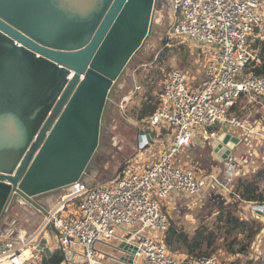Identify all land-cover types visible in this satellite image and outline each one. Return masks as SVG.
Returning a JSON list of instances; mask_svg holds the SVG:
<instances>
[{"label":"built area","instance_id":"2783aa9c","mask_svg":"<svg viewBox=\"0 0 264 264\" xmlns=\"http://www.w3.org/2000/svg\"><path fill=\"white\" fill-rule=\"evenodd\" d=\"M165 1L172 11L167 41L185 44L191 40L208 53L204 57V80L193 86L187 71L171 68L157 94L154 112L141 121L152 133L141 130L140 149L153 143L158 129L164 126L170 130L168 144L158 150L154 162L142 169L133 165V158L103 183L90 184L85 175L67 185L31 234L11 222L5 238L0 240V264L40 260L43 253L38 246L41 239L48 246L51 225L56 231L55 249L62 253L56 255L61 257L58 264H110L105 258H115L96 245L116 249L110 245L113 241L132 250L130 254L120 250L125 260L131 255L130 263L121 264H223L213 255L178 258L166 247L164 235L171 226L164 213L166 201L181 195L195 199L209 186H216L231 193L235 200L252 205V213L260 211L263 215L264 204L247 202L233 192L235 164L231 159L222 182L215 173L203 174L187 164H178L177 158L195 139L212 143L224 129L242 130L249 137L262 136L248 119L238 118L231 110L243 95L253 103L264 98V75L246 71L255 60L249 41L263 20L264 0ZM139 90L137 85L133 93ZM23 249L30 253L26 259H22Z\"/></svg>","mask_w":264,"mask_h":264},{"label":"water","instance_id":"95a60500","mask_svg":"<svg viewBox=\"0 0 264 264\" xmlns=\"http://www.w3.org/2000/svg\"><path fill=\"white\" fill-rule=\"evenodd\" d=\"M156 2L0 0V240L13 206L47 216L43 199L85 177L110 92L147 38ZM237 142L221 133L214 158L228 163ZM38 249L41 264L62 254L45 239Z\"/></svg>","mask_w":264,"mask_h":264},{"label":"rangeland","instance_id":"374dc122","mask_svg":"<svg viewBox=\"0 0 264 264\" xmlns=\"http://www.w3.org/2000/svg\"><path fill=\"white\" fill-rule=\"evenodd\" d=\"M171 24V8L165 0H157L150 32L147 38L142 47L133 56L123 75L117 80L110 92L109 102L101 125L99 146L86 172V181L88 183L100 184L107 181L114 177L130 159L135 158L133 162L135 167H140L142 164H150L156 159L158 150L163 143H151L146 146V149L139 148L138 137L140 131L146 130L151 132V128L148 124L141 122L142 120H137L136 113L142 104L147 102V99H151L152 104H157V94L164 80V75L171 68H179L178 61L182 57L180 55L181 52H175L174 49L182 44L174 40L167 41L166 39V32ZM256 39L264 41V16L261 25L255 30L249 43H252ZM185 45L188 46L190 52L194 54L192 62L186 66V70L192 77L193 86H197L204 80V57L206 58L208 53L194 41L187 40ZM165 48L171 50V57L167 64L166 61L159 63L157 59ZM199 53L201 55H199ZM256 53L257 51L253 50L255 59ZM196 56L197 58L195 59ZM249 69L250 68L247 67L246 71H250ZM156 70L159 73H156ZM250 72L254 74L252 70ZM143 80L145 84L142 83ZM146 83H148V85ZM137 85L141 87V90L134 94V87ZM126 98H129V101L127 100L128 102H125ZM245 149L239 148L236 153L239 154ZM256 151L261 153V151H264V147ZM213 153L212 147H202L200 144L193 141L192 146L179 155L177 163L180 165L187 164L195 171L203 174L209 175L215 173L218 175L219 180L224 182L223 168L224 166L226 167V162L217 161ZM250 163L253 164V167H256L254 173L246 174L242 176L241 179H253L256 173L263 167L261 165V159H250ZM236 166H238V164H236ZM238 178H240V176L234 177L231 183L232 190H234ZM258 180L260 181V190L264 196V177L258 178ZM231 188L229 187V189ZM61 192L62 191L52 193L43 200H50L52 197L51 201L55 198L57 199ZM175 201L176 204H174V206L164 204V213L167 214L169 225H173L186 233H191L194 229L203 224L211 226L215 218L227 210H232L237 215L245 212L249 217L252 213V205H246L250 206V208L248 207L246 210L238 208V203L233 202L232 194L216 186H209L206 192L195 199L193 197L181 195L178 196ZM24 208H26L27 211H25ZM28 211L35 212V209L22 202L21 204L13 206L9 213L16 212L27 216L28 219L33 218L35 213L33 215L27 213ZM38 216L37 220L42 221L44 216L42 214H38ZM248 221L254 222L251 234L249 231L236 230L234 236L231 237L229 241L224 240V238L217 241L215 245L216 250L212 255L216 256L223 264H264V233H262V225L264 223L256 222L251 218H249ZM233 238H235L233 249L235 251L238 249H245L244 254H238L233 257L226 253L227 245ZM54 244L55 234L51 233L48 246L52 252L56 251ZM100 248L107 249L104 245H101ZM173 253H175L178 258L188 257L181 252ZM42 257L43 256L40 257V260L30 258L23 264H41ZM229 257L232 259L230 260ZM108 263L117 264L112 261H108Z\"/></svg>","mask_w":264,"mask_h":264},{"label":"trees","instance_id":"16d2710c","mask_svg":"<svg viewBox=\"0 0 264 264\" xmlns=\"http://www.w3.org/2000/svg\"><path fill=\"white\" fill-rule=\"evenodd\" d=\"M249 47L251 50L257 51V53L256 59L247 65V67L250 68L249 70H252V72L256 75H264V41L256 39L252 43H249ZM174 51L181 52L180 55L182 57L178 61V67L187 71L186 66L192 62L194 54L190 52L189 47L185 44L175 48ZM170 52L171 50L165 48L161 52V55L158 57L157 61L159 63L166 61L167 64L171 57ZM199 55L201 54L199 53ZM196 58L197 56L195 59ZM155 72L159 73L157 70ZM167 73H164V79L166 78ZM142 83L145 84L144 80ZM146 84L148 85V83ZM155 108L156 104H152L151 99H147V102L143 103L136 113L137 120H142L150 116L154 112ZM263 177L264 167L258 171L251 180L241 179L240 177L236 181L233 192L237 193L241 199L247 202L264 204V196L260 190V181L258 180V178ZM253 226V221L243 220L234 211L227 210L224 213L218 215L211 226L205 224L200 225L191 233H186L183 230L177 229L171 225L164 235V243L170 251L181 252L187 255L189 258L209 257L216 250L215 245L218 240L224 238V240L229 241V239L234 236L236 230L249 231L251 234ZM234 244L235 238L230 240L227 245L226 253H228V255L245 253V249H238L235 251L233 249ZM60 261L61 257L59 256L53 257L50 260L51 264H58Z\"/></svg>","mask_w":264,"mask_h":264},{"label":"crops","instance_id":"0c3cea01","mask_svg":"<svg viewBox=\"0 0 264 264\" xmlns=\"http://www.w3.org/2000/svg\"><path fill=\"white\" fill-rule=\"evenodd\" d=\"M231 112L240 119H243V118L248 119L249 125L252 128H254L256 131H260V133L262 135L261 137H253V136L249 137V136H246L245 132L242 130H236L235 132H233V131L229 132V131H226L224 129V131H223V133H228V134H230V135H232L238 139V142L234 145V147L232 149V154H231L230 159L232 160L231 162L232 163L234 162V164H235V167L233 168L234 177H238V176L242 177L246 174L254 173V170L256 169V167H253V164L250 163V159H253V158H255L257 160L261 159V165L264 167V151L263 152L261 151V153L260 152L258 153V151H256V150H261L264 147V98L259 99L257 102L253 103L249 100V98L247 96L243 95L235 103ZM169 131L170 130L165 126L158 129V131L156 133L157 134L156 139H154L153 143L155 144V143L161 142L163 144H161L160 148L165 147L169 142V138H170ZM197 140L198 139H195L194 141L197 142L198 144H200V146H202V147L210 146L211 147L210 141L209 142H199ZM239 148H243V149L247 148L249 150L245 149V150H243V152L237 154L236 151ZM156 158H157V155H156ZM225 164H226V166L228 165L227 162ZM236 164H238V166H236ZM147 165H149V164H146V165L142 164L139 167V169H142V167L147 166ZM226 168L227 167L224 166L223 169L225 170ZM217 171H218V169H217ZM52 198H50V200L49 199L45 200V204H46L45 206L48 208L47 210H49L50 207L53 206V204L55 202L56 198L51 201ZM176 199H177V197L169 198L166 201L165 205L167 204L168 206L169 205L174 206V204H176V201H175ZM233 202L238 203L237 204L239 206L238 208H241L243 210H246V208H248V207L250 208V206H246V205H250V204L235 200L234 198H233ZM18 204H21V203H18ZM24 210L27 211L26 208H24ZM27 213H30L33 215L35 213V216L31 219H28V217L23 215V214L11 212L10 214L14 217L11 222L14 221L18 228L22 229L27 234H31L37 230V228L40 226V224L42 222L41 220H39V221L37 220L38 219L37 217H39L38 214L41 215V213H39L36 210H35V212L28 211ZM36 213H37V215H36ZM238 216L240 218L242 217L243 220H248L249 218H251L252 220H255L256 222L264 223V213H263V215H261V214L256 215L255 213H251V215L249 217V215L244 212V213H239ZM11 222H10V224H11ZM10 224L9 223L4 224L2 229H7V227L10 226ZM262 226H263L262 233H264V224ZM49 233L51 234L52 232L49 231ZM49 237H50V235H49ZM101 245H104V244H97L96 247L98 249H100V251H102L108 255H111L112 258H115V260H111V258H105V262L108 263V261H112V262H115L117 264H121L120 262L122 261L121 259H123L122 258L123 253H121L119 250H116L114 248H110V246H106V245H104V247L106 246L107 249H101L100 248ZM110 245H114V247H116L118 245V243L113 241L110 243ZM237 255L238 254L231 255V256L234 257ZM231 259L232 258H230V260Z\"/></svg>","mask_w":264,"mask_h":264},{"label":"bare ground","instance_id":"6f19581e","mask_svg":"<svg viewBox=\"0 0 264 264\" xmlns=\"http://www.w3.org/2000/svg\"><path fill=\"white\" fill-rule=\"evenodd\" d=\"M3 201H4V193H2L0 191V206L2 205ZM29 256H30L29 250L28 249H23L22 250V259H26Z\"/></svg>","mask_w":264,"mask_h":264}]
</instances>
